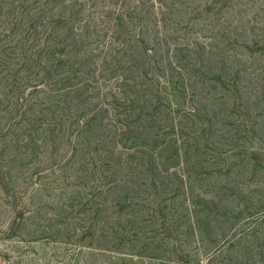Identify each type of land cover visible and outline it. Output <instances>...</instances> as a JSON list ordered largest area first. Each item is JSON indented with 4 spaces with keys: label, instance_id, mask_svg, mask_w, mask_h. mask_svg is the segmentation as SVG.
Returning a JSON list of instances; mask_svg holds the SVG:
<instances>
[{
    "label": "rangeland",
    "instance_id": "1",
    "mask_svg": "<svg viewBox=\"0 0 264 264\" xmlns=\"http://www.w3.org/2000/svg\"><path fill=\"white\" fill-rule=\"evenodd\" d=\"M35 1L0 0V58L33 46L38 60L20 93L0 79L2 126L32 118L7 110L25 105L39 67L66 61L89 90L41 117L37 148L0 139V264H264L251 241L264 232V0ZM68 11L80 16L72 30L50 27ZM248 209L259 221L240 236L218 217Z\"/></svg>",
    "mask_w": 264,
    "mask_h": 264
},
{
    "label": "trees",
    "instance_id": "2",
    "mask_svg": "<svg viewBox=\"0 0 264 264\" xmlns=\"http://www.w3.org/2000/svg\"><path fill=\"white\" fill-rule=\"evenodd\" d=\"M42 0H36L34 2L35 7L38 9L39 7H43V8H48L51 7L49 4H53V3H59V0H50V2H45V4H42L41 2ZM85 2H89L91 1V3H89V7L91 6H96L97 4L99 5V3H103L106 0H83ZM113 2L115 0H112ZM127 1L129 0H116L115 3L119 4L121 3V5L123 6V8H127V5L129 3H127ZM114 3H112L113 5ZM135 5V2L134 4ZM142 5V4H139ZM145 5V4H143ZM81 10L83 11L85 8H87L88 4H79L78 5ZM76 6V7H78ZM146 6V5H145ZM161 6H163V3L161 2ZM75 6L70 7V9H73ZM153 8V6H152ZM2 9V8H1ZM132 9V10H131ZM137 9V7L135 8H128V10L135 12ZM73 13L69 12L64 15L62 17L59 18V16L57 18H54L55 20L51 22L50 27H57V28H69L70 30L73 29L70 28V26L72 25V23H74L75 21H77L79 16V12H74ZM130 12L127 13L126 15L133 17L134 14ZM82 14V12H80V15ZM66 16V17H65ZM75 18V19H74ZM32 26H29V28H35V26L33 25V22L31 23ZM23 24H18L16 27V29L18 28H22ZM24 27V26H23ZM32 32H26L23 34V36L21 35L20 40L17 42H12V45H17L20 46L21 43H29V41H26L28 38L32 39ZM63 40V37H59L54 39L55 45L56 46H52L51 48H53L54 53L59 54L60 56H65L66 52V48L65 46H62L61 41ZM65 41V38H64ZM71 42L68 45V48L72 49V52L74 51V48L72 46ZM11 45V44H9ZM78 45H75V48H79L77 47ZM259 45H257L256 47H258ZM5 51V49H1L0 48V56L3 55H7L6 53H3ZM26 51H28V53L24 52V50H20L19 52H17V57L16 60L14 62H11L9 64H6V62L3 60V58H0V77L1 75H3L0 79L4 82H7V80L11 78H14V81L12 82V89H14L15 91H17L18 93H20L21 91L20 88H17L16 85L18 83V79L20 77V75L22 74V71H26L27 67L30 65V63L33 64L34 63H38L37 61H34V57H35V49H33V46L28 47L26 49ZM15 56V55H14ZM18 57H21V59H18ZM33 59V60H32ZM37 59V58H36ZM65 62L66 61H59L57 64L55 65V68L52 71H47L45 70L44 67H39L37 72H36V77L32 78L33 82H31L28 85L27 88V93L24 95L25 96V105L20 103V101H18L17 103L14 104L15 109L13 111L7 110V113L10 114H14V113H19L21 112L24 108V111L27 112L29 114V116H31L32 118L29 119V121H26L24 123H18V124H14V126L8 127L5 126V124L2 126V121L0 120V139H5L7 140L10 136L13 138L12 141L17 144L18 149L19 150H31L34 148H37L38 145L45 143L44 140H40V136L43 135L45 128H44V120L42 118H46V117H53V119H57L58 116L57 115H64V112H67V107L64 105V101L65 99H76L77 100V105H82L81 103L84 100L80 101V96L86 95L87 91L89 90V87L86 86L85 82H87L86 80V76L84 74H82L80 72V70H74V72L72 74H64L61 70L62 67H65ZM1 67H3V72H1ZM186 69V68H185ZM188 69H186V71H188ZM47 71V72H46ZM193 75L192 77L194 78H198L197 71L192 70ZM45 72V74H47L48 78L46 79H40V75H42L41 73ZM62 73V74H61ZM218 80L220 82H222V78L219 77ZM223 85H225L222 82ZM47 88V89H46ZM74 90L75 94L71 93L69 90ZM9 101V100H8ZM3 105V104H0ZM2 107V106H1ZM1 107H0V111H1ZM145 110H138V109H134V113H138V117L140 115V112L142 113V116H145L146 113L144 112ZM151 113H155V110L153 109L151 111ZM157 113V111H156ZM150 117H154V114ZM8 115V116H9ZM42 117V118H41ZM152 120L150 122H148L147 124H145V128H150L152 127ZM150 123V124H149ZM18 127V128H17ZM88 127H90V125H88ZM52 133V131L50 130V134ZM158 139V138H157ZM164 139L166 140V136L164 137ZM165 140L163 141H155L152 143L151 147H153L152 151L153 153H157L158 155H162L163 152L166 151V149L168 150L169 147H167L168 144L165 143ZM167 142V140H166ZM177 147V142L175 144ZM165 147V148H164ZM163 151V152H161ZM198 152L200 151L199 149L197 150ZM161 152V153H160ZM153 159V158H152ZM155 167V166H154ZM154 167L152 169H154ZM150 169V170H152ZM223 190V188H222ZM224 198L226 199V196H224ZM249 212H242V211H234L233 213H229V212H224L223 214H221V212L218 214L219 219L223 222L224 220L227 221V223H230L232 225V229L233 228H237L239 229L240 234L239 236L245 231L246 228H248V226H250L251 224H254V226L256 225V220L257 218V214L255 213H250V210L248 209ZM254 216L255 217V221L251 223L250 220L252 219ZM243 222V224H241ZM262 223H264V220L261 221ZM251 223V224H250ZM242 225L243 227H239V225ZM250 224V225H249ZM262 226V225H260ZM239 227V228H238ZM257 233L255 235H253V237L251 238V241H254V244L261 241L263 242V244H261V249L264 248V232L262 230V227L259 230H256ZM236 237L234 239L237 238V235H235ZM229 245H231L233 247V243L232 241L229 242ZM259 255H262V253H260Z\"/></svg>",
    "mask_w": 264,
    "mask_h": 264
}]
</instances>
